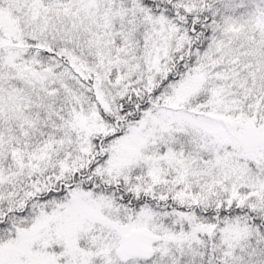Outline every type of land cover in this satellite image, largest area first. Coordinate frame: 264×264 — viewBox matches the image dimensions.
Listing matches in <instances>:
<instances>
[{
  "label": "snow or ice",
  "instance_id": "6c2138e0",
  "mask_svg": "<svg viewBox=\"0 0 264 264\" xmlns=\"http://www.w3.org/2000/svg\"><path fill=\"white\" fill-rule=\"evenodd\" d=\"M0 264H264V0H0Z\"/></svg>",
  "mask_w": 264,
  "mask_h": 264
}]
</instances>
